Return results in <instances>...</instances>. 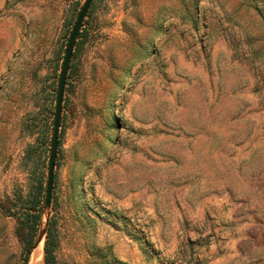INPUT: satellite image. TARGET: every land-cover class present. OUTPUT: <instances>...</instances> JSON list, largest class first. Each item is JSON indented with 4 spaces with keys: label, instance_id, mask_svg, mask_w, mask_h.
Masks as SVG:
<instances>
[{
    "label": "rangeland",
    "instance_id": "rangeland-1",
    "mask_svg": "<svg viewBox=\"0 0 264 264\" xmlns=\"http://www.w3.org/2000/svg\"><path fill=\"white\" fill-rule=\"evenodd\" d=\"M84 1L0 0V264H264V0H93L44 208Z\"/></svg>",
    "mask_w": 264,
    "mask_h": 264
},
{
    "label": "water",
    "instance_id": "water-1",
    "mask_svg": "<svg viewBox=\"0 0 264 264\" xmlns=\"http://www.w3.org/2000/svg\"><path fill=\"white\" fill-rule=\"evenodd\" d=\"M93 0H85L83 5L81 6L76 20L73 24L71 32L69 34L66 48L63 55V61L59 73L58 85L56 90L55 97V107H54V117H53V125H52V135L50 141V153L48 157V166H47V176H46V190H45V198H44V208L47 209L50 204L52 188H53V175H54V167H55V157L57 150V140H58V129L60 124L61 117V109H62V99L64 92L65 79L67 75V71L69 68V63L73 55V47L78 36L80 27L82 22L87 14V11L91 5ZM44 236V231L40 232L32 249L34 250L39 242L42 240Z\"/></svg>",
    "mask_w": 264,
    "mask_h": 264
},
{
    "label": "trees",
    "instance_id": "trees-1",
    "mask_svg": "<svg viewBox=\"0 0 264 264\" xmlns=\"http://www.w3.org/2000/svg\"><path fill=\"white\" fill-rule=\"evenodd\" d=\"M28 217L29 219L32 218L33 220V237L31 240H33L34 238V234H35V231H36V228H37V225L40 221V217H41V210L40 209H35V212L32 213L30 212L28 214ZM32 241H30V243L28 244L30 246ZM54 247H55V242H54V239H53V225L52 223L50 222V220L48 219L47 220V225H46V239H45V243H44V251H45V262L46 264H55L54 261H53V250H54ZM28 250V248H27ZM26 258H25V263L26 264ZM117 264H124L120 261H117L116 262Z\"/></svg>",
    "mask_w": 264,
    "mask_h": 264
},
{
    "label": "bare ground",
    "instance_id": "bare-ground-1",
    "mask_svg": "<svg viewBox=\"0 0 264 264\" xmlns=\"http://www.w3.org/2000/svg\"><path fill=\"white\" fill-rule=\"evenodd\" d=\"M41 241L39 242V244L37 245V247L34 249V253H33V261L32 264H36L37 263V259H38V252L39 250L42 248L41 246ZM41 251V250H40ZM41 255V254H40ZM39 255V256H40ZM32 257V256H31Z\"/></svg>",
    "mask_w": 264,
    "mask_h": 264
}]
</instances>
